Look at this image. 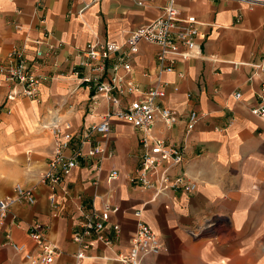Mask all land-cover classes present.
Listing matches in <instances>:
<instances>
[{
    "label": "crops",
    "instance_id": "obj_1",
    "mask_svg": "<svg viewBox=\"0 0 264 264\" xmlns=\"http://www.w3.org/2000/svg\"><path fill=\"white\" fill-rule=\"evenodd\" d=\"M165 0H0V63L11 47L23 45L26 56L39 45L54 54L44 55L35 71L48 77L37 87L35 99H6L13 86L0 76V199L14 194V185L30 189L33 203H15L0 219V264H27L23 251H35L28 227L38 223L58 250L52 264L75 262L80 243L72 240L87 212L100 213L104 205L116 207L103 223V245L92 237L79 264H119L139 219L162 242L157 255L140 264H264V117L249 108L264 106V74L251 66L264 58V5L237 0H175L179 17L196 21L200 55L176 58L173 69L161 74L165 94L157 102L172 109L176 121L169 127L155 118L152 132L181 147L180 163L169 176L182 175L192 191L151 190L130 185L139 161V131L111 116L105 139L92 133L81 145L102 148L94 158L78 157L56 193L59 213L51 214L48 188L38 181L51 153V136L41 127L52 115L71 130L97 122L113 112L102 96L89 100L91 91L80 84L76 72L87 43L113 46L104 77L114 73L121 82L137 87L133 93L113 95L119 106L138 95L156 78L158 47L139 40L130 52L125 40L130 30L156 17ZM130 64L124 71L121 62ZM180 73V75H178ZM49 76H51L49 78ZM237 94L234 98L233 95ZM196 120L186 131L188 113ZM78 146L73 137L63 155ZM108 152L110 154L108 155ZM111 169L117 177L108 181ZM64 190V191H63ZM138 211V217L134 212ZM117 225V232L112 228ZM7 236V237H6ZM20 247V250L13 248Z\"/></svg>",
    "mask_w": 264,
    "mask_h": 264
},
{
    "label": "built area",
    "instance_id": "obj_2",
    "mask_svg": "<svg viewBox=\"0 0 264 264\" xmlns=\"http://www.w3.org/2000/svg\"><path fill=\"white\" fill-rule=\"evenodd\" d=\"M138 6L148 0H133ZM166 3L160 13L153 19L133 27L125 40L127 49L134 52L136 43L141 40L158 47L155 54L156 78L147 88L138 91V95L128 99L122 106H119L113 91L118 95L123 93H133L137 87L131 82H121L116 79L114 73L108 78L104 77L106 61L109 58L113 46L109 43L99 42L87 43L81 51L84 57L79 61V66L86 69L85 72H76L80 84H84L90 91V101L96 96H102L111 101L114 105L113 112L104 114L95 122L72 131L71 125L67 122H59L57 116L52 115L51 119L43 123L41 127L47 130L51 136V153L45 164V169L38 175V181L44 184L49 191L48 202L51 214L56 217L59 213V201L56 200V193L63 181V178L77 164L78 157L88 156L94 158L98 167L101 160L103 148L98 143H89L88 148L83 153L81 145L89 141L91 134L96 133L105 139L109 131L111 116L129 123L139 131L137 143L140 150L139 161L132 174L126 176L130 185L151 190L153 195L168 189L180 188L184 191H192L194 184L186 182L182 175L169 176L168 169L180 163L182 160V148L167 143L163 138L155 136L152 126L155 118L160 119L166 127L171 126L176 121L175 111L158 104V100L165 94V82L161 79V74L173 69L176 58L182 60L198 57L200 55L197 44L196 21L188 17H179L173 6L175 0H165ZM247 5L262 4L264 0H237ZM26 48L13 46L6 54L4 61L0 63V76L3 81L17 86L11 89L6 95V99H13L15 96H22L35 99L37 87L42 79L47 75L37 73L35 66L44 56L54 54L55 47L49 45L47 50H42L39 45L32 47L31 57L25 53ZM252 67L264 74V58ZM124 71L130 70V64L121 62ZM180 75V73H178ZM51 76H49L50 78ZM234 98L237 94L233 95ZM252 115L264 117V106H254L249 108ZM196 120V113L190 111L186 121V131H189ZM73 137L77 138L78 146L71 156L63 155ZM110 152H108V155ZM117 171L111 169L106 176L108 181L117 177ZM64 191V190H63ZM20 202L33 203L34 198L30 189H24L19 185H14V194L0 199V219L9 212V208ZM116 207L104 205L100 213L87 212L83 214L77 230L72 233V240L79 242L80 248L74 253L75 262L84 256L85 250L89 247V239L99 241L103 245L110 244V238L102 234L103 223L107 220L108 213L115 211ZM139 212L134 215L138 217ZM117 232V225L112 226ZM28 236L36 247L35 251H23V260L27 264H52L58 250L54 244L49 242L42 231L41 226L32 222L28 227ZM7 237V236H6ZM162 242L150 227L141 220L136 221L135 229L129 239V245L125 251L116 254L119 264H140L141 259L148 255H157L162 250ZM13 248L20 250V247L13 245Z\"/></svg>",
    "mask_w": 264,
    "mask_h": 264
}]
</instances>
